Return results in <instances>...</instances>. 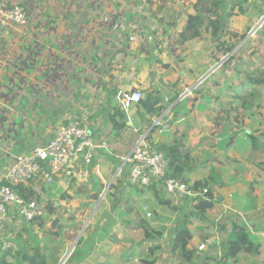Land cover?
I'll use <instances>...</instances> for the list:
<instances>
[{
	"label": "crops",
	"instance_id": "1",
	"mask_svg": "<svg viewBox=\"0 0 264 264\" xmlns=\"http://www.w3.org/2000/svg\"><path fill=\"white\" fill-rule=\"evenodd\" d=\"M161 1L0 0V5L23 4L29 18L23 26L0 23V183L16 155L47 145L58 127L72 119L88 122L95 137L107 143L106 148L99 149L84 181L55 177L47 185L40 177L25 184L40 195V219L26 221L14 205H6L0 212V231L16 245L6 258L9 264H29L27 256L36 250L46 255L49 264H59L66 255L62 264H145L143 259L152 246L165 247L164 238L158 241L161 234L154 225L158 222L148 219L155 238L145 239L143 231L142 240L137 242L138 237L130 230H143L138 227L139 221L147 217L142 206L155 200L154 194H147L153 190L145 188L142 194L148 201H140L141 196L135 193L136 202L127 214L122 213L124 209L113 216L110 212L111 217L91 225L90 231L81 235L80 244L81 237L71 243L69 238L80 220L74 217L81 212L84 200L77 194L81 186L89 187L92 194L103 186L111 187L108 169L112 170L117 161L123 162L139 137L150 134L147 142L157 149L158 145L171 144L177 131L185 133L186 149L194 159L188 182L208 178L217 196L213 207L189 225L193 239L188 247L195 251L194 263L203 264L208 257L209 264L216 258L223 264L228 232L234 225H241L248 229L260 252L243 250L228 261L264 264V84L248 83L247 78V73L258 66L254 57L247 61L248 55L258 51L259 59L264 60V45L247 47L246 52L239 53L255 38L254 28L242 45L232 33L225 31L217 41L206 29L197 38L182 41L180 33L188 14L196 13L198 0H176L174 9L173 0L163 9L159 7ZM239 1L229 0L230 13L235 12ZM249 1L252 7L245 8L242 15L259 22L264 17V0ZM180 2L181 10L175 8ZM177 11L180 17H186L182 25L165 23L164 29L151 34L145 44L134 38L118 40L111 35L113 27L109 30L111 26L124 27L125 20L133 17L150 19L151 13L166 22L168 14ZM172 32L178 39L171 38ZM233 45L235 48L228 52ZM239 59L250 67L246 78L235 72ZM95 81L101 84L92 91ZM121 90H141L144 97L153 92L160 99L156 114H149L137 104L124 110L118 100ZM89 92L95 94L90 96ZM95 97L110 103L103 113L107 119L120 122L121 114L126 115L130 128L116 131L111 121L106 125L96 122L99 108L92 113L93 103L88 101ZM115 104L116 110L111 111ZM164 207L155 202L151 211ZM179 209L182 215L190 205L183 201ZM175 222L171 230L167 227L164 231H169L167 244L172 245V254L181 255L179 250L173 252ZM199 239L210 241L207 251L197 250L203 243L199 244Z\"/></svg>",
	"mask_w": 264,
	"mask_h": 264
},
{
	"label": "built area",
	"instance_id": "2",
	"mask_svg": "<svg viewBox=\"0 0 264 264\" xmlns=\"http://www.w3.org/2000/svg\"><path fill=\"white\" fill-rule=\"evenodd\" d=\"M28 22V13L23 4L0 5L1 24L23 26ZM143 98L141 90H121L118 94V100L126 111ZM106 147V141L95 137L88 122L72 119L67 124H62L47 145L36 146L27 153L15 156L0 183V212L5 210L6 205H14L23 219L33 221L42 214V205L37 199L22 196L16 186L40 177L47 185H51L55 177H67L76 182L84 181L99 149ZM124 159L125 166L128 167L127 181L131 185L148 188L156 183L173 203L175 201L179 205L184 199L200 200L208 195L207 186H196L179 177L169 176L166 155L152 148L146 136L137 139L132 151ZM216 198L213 192L211 199L215 201ZM142 209L147 217L152 215L146 205H143ZM209 245L210 241L207 240L199 245L198 249L205 251ZM15 247V243L0 231V264H3L5 253L12 252Z\"/></svg>",
	"mask_w": 264,
	"mask_h": 264
},
{
	"label": "trees",
	"instance_id": "3",
	"mask_svg": "<svg viewBox=\"0 0 264 264\" xmlns=\"http://www.w3.org/2000/svg\"><path fill=\"white\" fill-rule=\"evenodd\" d=\"M210 4L212 7L210 6ZM227 7L228 4L226 5V0H198L195 4L196 13L188 14L185 28L180 33L182 41L197 38L201 35L204 29H206L207 31H211L213 37L218 39L217 41H220L223 33L226 31V26L228 24L229 17L233 14L230 12H226ZM240 10L243 11V7H241ZM219 11H221V13ZM232 35H234L236 38L239 36L238 33H232ZM246 35L247 33L242 34L241 38L244 39ZM234 48L235 45L230 46L227 50L232 51ZM248 83L254 85L264 84V70H255L249 72ZM159 102L160 99L155 96L153 92H151L148 93L142 100H140V102L136 104L140 109L149 112V114H156V107ZM121 117L122 118L120 122H118L116 119H112L109 117L113 122L114 130L116 131L127 130L130 128L127 125L128 120L126 118V115L124 116L123 114H121ZM174 136L175 138L172 140L171 144L158 145L157 150L164 152V154L166 155V158L169 163L168 175L171 177H179L184 181H188L187 175L194 168V159L192 157L191 151L186 149L184 141L185 133L183 131H177ZM149 138L150 134L146 136V139ZM126 182L128 183L127 180H125L124 183L126 184ZM194 184L196 186H207L209 188L208 195L207 197L202 198L200 200H194L190 198L183 200L190 205V209L188 213H185L187 211H182L183 216L180 215L178 217L177 225L175 227V234L172 240L173 252L179 250L183 259L189 264H195V251L189 249L188 247L189 241L193 239V232L189 226L191 224H194L192 223L191 219L197 218L198 216H202L206 211L213 207V204L215 202L211 199L213 198V187L208 178L204 181H197ZM134 187L137 193L136 195L141 196L140 198L142 201H148L142 195L145 192V187ZM103 188L104 186L102 187V189ZM112 188H114L113 185ZM149 188L153 190L154 198L158 205L167 207L172 206L171 204L173 203V201L165 195V193L161 190L159 186L156 185V183H153V185H151ZM16 189L22 196L28 199H37L38 201H40V195L36 191L32 190V187H28L25 184H19L16 186ZM99 191L95 193V197H97V195L100 193ZM50 207H53V203L50 205ZM184 208V206H180V209L184 210ZM122 213L127 214L128 209L126 211L124 210V212ZM154 215L155 219L159 216L158 211H156L155 209ZM38 219H40V215L37 216L33 221H36ZM42 220L43 219H41V221ZM139 222L140 223L138 224V227L143 229L145 239L148 240L151 238H155V235L152 234V232L154 231L153 229H151V224L148 218H142ZM90 226L91 225H89L88 228H90ZM54 234H58V232H55ZM82 240L83 236H81L77 244H80ZM224 247L226 248V260H224V264H234V261H228V259L236 258L238 254L243 250L252 254H259L260 252L259 245L253 241L248 229L241 225H234L231 228V230L228 232L227 240L224 244ZM158 249H160L159 245L152 246L148 254L146 255V258L143 259V262L145 264H156L157 258L153 257L155 255V251H157ZM9 253H5L2 261L3 264H9L6 259ZM206 258L202 260L203 264H209L211 260L208 257ZM27 261L29 264H49L46 255L41 253L39 250H36L33 254L27 256Z\"/></svg>",
	"mask_w": 264,
	"mask_h": 264
},
{
	"label": "rangeland",
	"instance_id": "4",
	"mask_svg": "<svg viewBox=\"0 0 264 264\" xmlns=\"http://www.w3.org/2000/svg\"><path fill=\"white\" fill-rule=\"evenodd\" d=\"M169 1H171V0H162L161 3L159 4V7L162 9L165 8L167 2H169ZM242 1L243 0L236 2L235 6H234L235 12H233L234 15L232 17H229L228 24L226 26V32H228V33L238 32L239 36L236 38V42H238V44H241V43L243 44L246 42L245 41L246 38L243 40L241 38V35L243 33L248 34L257 25V22H258L257 21L258 19H255L254 17H251L249 15H242L245 8L250 7L252 5L251 1H249V0L245 1L243 4H241L240 2H242ZM226 2L228 3V7H227V11H226L228 13L230 11V2H229V0H226ZM176 3H177V1L173 0V2H172V4H173L172 8L173 9H174V6ZM181 3L182 2H180L175 8H178L179 10H181ZM152 4H154V2ZM151 6L152 5H150V3H149L148 8L151 9ZM210 6H211V4H210ZM236 6H238V7H236ZM241 7H243V11L240 10ZM168 15H169V17H168L169 20H167L166 22L164 21V19L160 18L159 16L152 15V13H151L152 19L151 18L147 19L148 16H146V18H144L143 15H142L143 17L140 16L141 18H138V19H137V17H133V18H131V20L130 19L125 20L124 27L111 26L109 28V30L113 27V30L115 32H114V34L111 33V35H113L118 40L122 41L123 39L125 40V38H128V39L134 38V40L138 39L141 42L143 41L142 44H145L148 42H144V41H147V39L152 36L151 34H153V33L155 34L158 31V29H160V28L164 29L163 26L165 23L170 24V22H172L171 24H174V26H177V25L181 26L182 23L186 20V17H180L181 13L179 11L172 13L171 15L170 14H168ZM170 19L172 21H170ZM128 22H130V23H128ZM127 23L129 24L128 25L129 27H127ZM151 23H152V25H151ZM229 28H230V30H233V31H230ZM206 34L208 36L210 35L209 32H206ZM252 35L255 38L251 39L248 42L249 44L245 45L244 48L242 49V51H240L239 53L246 52L245 49L247 47H251L250 49H253L254 47H259V46L261 47L262 45H264V22L261 26H259L256 34L254 35V31H253ZM176 36H177L176 33H173V32L171 33V38H175ZM226 36H224V37H226ZM250 37L247 38V40L250 39ZM177 39H178V36H177ZM257 52L256 51L253 52L254 56L248 55L249 60H247V61H252L251 59H252V57H254V59H256L257 63H258V66L256 69L257 70H262V69L264 70V60L259 59L260 56L257 54ZM259 54H262V52ZM237 57H239V55ZM240 58L243 59L242 56H240ZM241 59H239V62H237V64H235V68H236L235 72L238 73L240 76L245 77V74L250 71V67L246 68V65L240 62ZM227 66H228V64H227ZM95 68H97V67L95 66ZM247 75H248V73H247ZM247 78H248V76H247ZM81 84L82 83H79V85H81ZM87 84H89V82ZM100 84L101 83L95 81V82H93V84L90 88L93 91V88L96 86H100ZM96 92L97 91H95V93ZM95 93L89 92L90 96H93ZM143 94H144V92H143ZM85 100L86 99H84V101ZM257 100H258V97H257ZM88 101H89V103H93V107L91 110L92 113L95 112V110H94L95 108H99L98 114H97V116H99V118L98 119L95 118L94 120L96 122H97V120L103 122L104 123L103 125L108 124L111 121V119L110 120L107 119L106 118L107 114L103 115V113H104L105 109L107 110V107H108V105H110V103L107 104L106 99L98 98V97H95L92 99L88 98ZM262 101L264 102V99ZM116 108H117V105L115 104L114 108H112L111 111L116 110ZM81 116H83V115H81ZM106 122H108V123H106ZM112 124H113V122H112ZM106 160H108V159L106 158ZM109 160H111V159H109ZM109 160H108V162H109ZM121 163H122V161H117V163L113 164L112 170L108 169V170H110L107 172V174L109 177H111L110 178L111 179V184H110L111 187H109V185L108 186L106 185V187H104L103 189H100V191H99L100 193L97 195V197H95V194L91 193V190L89 189V187L84 188L81 186L80 193L77 195H83V197H81V198H83L84 200H83L82 205L80 206L81 212L77 213L78 214L77 217H74V218H77L80 220H79V222H77L78 224L76 225V227L73 228V233L71 235H69L70 243L74 240V238L78 237L80 233H82V235H84L85 233L90 231V228H88L89 225H95L97 223V221H99L100 219H103V217H106L108 219V217H111L109 215L110 212H112L111 215L113 216V214H117V212L120 211L121 209H124L126 211L130 207V205H134V203L136 202V200H135L136 196L134 195L136 193V191H135V187H133L134 185H131L129 182L128 183L126 182V184L124 183V181L127 180V179H125V177L127 176V173H128V167L125 166V167H123V170H121V172L118 171V166H120ZM112 185L114 186V188H112ZM147 194H150L153 196V193L151 191H147ZM138 199L141 200V198H138ZM154 201L151 200L150 204H148V205L144 204V206L146 205L150 211L151 210L153 211V206L155 205V202H156V201L155 202ZM171 205H172L171 207L159 208V211H158L159 216L155 220H154V218H155L154 212L152 213L151 216H148L149 217L148 219L153 220V222H158V223H154L158 234H161L158 237V241H159V239L164 238L163 243H164L165 247H163V245L160 244L161 249H160V251H158L159 255L157 256L158 260H157L156 264H187V262L181 257V255L172 254V252L170 251L172 245L167 244L169 234H166V233H168L169 231L168 230L164 231V229L167 227H170V230H171L173 223L175 224L176 223L175 221H177L178 217L180 216L179 204L174 201V203H172ZM186 211L187 212H185V213L189 212V210H186ZM75 214L76 213H72V215H75ZM128 217H133V216H129V215L127 216L126 215V218H128ZM192 219H191V221H192ZM117 228H118V230L121 229L120 226ZM130 233H133L134 235H136L138 237V240H136L137 242H139L143 238V236H142L143 230L134 231L131 229ZM199 240H200V242H199ZM199 240H197V242H199V244L202 242H205V240H203V241H201V239H199ZM207 250H205V251H207ZM142 251H144V250H142ZM199 252H201V251H199ZM212 264H220V262L216 258ZM223 264H224V262H223Z\"/></svg>",
	"mask_w": 264,
	"mask_h": 264
},
{
	"label": "water",
	"instance_id": "5",
	"mask_svg": "<svg viewBox=\"0 0 264 264\" xmlns=\"http://www.w3.org/2000/svg\"><path fill=\"white\" fill-rule=\"evenodd\" d=\"M264 22V17L258 22V24L254 27V32L259 28V26H261L262 25V23ZM213 71V69H211V71H209L208 73H207V75H205L204 77H202V79L203 78H206L211 72ZM125 161H126V159H124L123 160V162H122V164L120 165V167H119V171L120 170H122V168L123 167H125ZM56 222H54V224H55ZM81 235H82V233H80L79 234V236L77 237V240L81 237ZM77 240L75 241V243L73 244V247L75 246V244L77 243ZM73 247H72V249H73ZM72 249H70L68 252H67V254H69V252L72 250ZM66 257H67V255H66ZM66 257L65 258H63L61 261H60V263L59 264H62L63 262H64V260L66 259Z\"/></svg>",
	"mask_w": 264,
	"mask_h": 264
}]
</instances>
